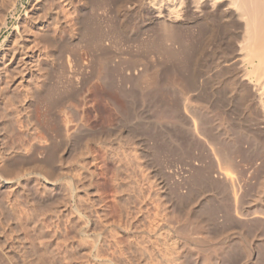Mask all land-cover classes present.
Wrapping results in <instances>:
<instances>
[{"label": "rangeland", "instance_id": "1", "mask_svg": "<svg viewBox=\"0 0 264 264\" xmlns=\"http://www.w3.org/2000/svg\"><path fill=\"white\" fill-rule=\"evenodd\" d=\"M35 2L37 3V0H0V110L2 111H0V150L5 153L4 156H8L7 159L11 158L10 161L8 159L10 165H8V171L11 170L9 171V176L12 174L11 177L18 176L22 171L33 168V164L37 163L41 166H47V169L49 168L53 172H50L53 174V179L59 177L57 167L60 166L65 169V172L80 173L78 176L82 179L79 178L80 183L77 177L78 182L76 183L79 185V189L74 202L68 200L70 199V194L68 195L69 186L66 189L64 186L58 185V189H61L58 192L62 191L61 196L57 203L47 209L36 207L30 202L26 192V180L22 179L19 185L11 187L9 194L5 197L6 199L3 198L0 202V264H174L175 253L169 250L173 242L178 244L185 242L186 245H189V251L179 252L180 255L182 254L180 260L183 261L182 264H264V193L260 189L261 181L264 178V112L254 103L250 93L244 94L247 91L244 90L245 87L240 84L238 79L230 76L232 72L230 70L236 68L235 64L231 62L232 65L234 64L232 67L231 64L228 65L230 61L225 62V59L222 61V58L226 57L227 54L232 56L237 54V39H240L239 26L236 24L227 25V23L224 25L225 23L215 20L214 28L213 26L207 28L201 24V21H198L197 24L196 17L191 15L192 17L187 18L188 21L185 20L184 26L180 25L181 27H177L178 29L164 30L160 25L157 27L158 24H155L145 0H99L98 2L101 4L97 2L99 4L96 3L97 7L93 4L94 2L91 3L90 1L92 4L89 7L90 10L80 7L82 5H78L79 3L77 4L76 1H74L73 6L75 7L73 8V6L64 5L62 0L61 2L60 0H47L46 9L55 6L64 11L60 14L58 24L51 25L55 38L43 40L46 47H52H50L51 50L47 48L46 50L44 44L41 43L42 39L37 40L38 37L35 36L38 35L36 33L40 31L38 30L40 27L31 24L30 17H28ZM6 6L9 7L6 8L7 11ZM76 10L81 14V17H84L80 18L81 21L75 18L77 16L75 15L77 14ZM16 27L20 31L16 30ZM23 27H27V30L29 27V31L32 33L28 32L29 36L25 29V33H23L26 36L20 39L22 40L21 43L18 40L20 38L18 35H23ZM80 34L82 36H79ZM97 42L99 44H96ZM18 43L26 49L28 46L33 48L29 49V52L33 50L34 55L45 50L44 52H50L48 53L49 57L52 56V59L47 58L48 67L45 66L43 71L38 70L37 72L36 67L32 68L31 76L34 79L30 76L28 79H33L32 82L30 79V83L21 82L19 76L14 74L15 66L9 61L10 49ZM219 61L221 62L219 63ZM221 64L223 65L221 66ZM225 67H231L229 69L230 75ZM13 69L14 71H12ZM32 83L39 85L38 88L40 87L36 90L38 91L37 96L35 94V97H32L35 100H32L29 95ZM185 98L189 99L186 100ZM30 100L37 103L41 124L45 123L47 124H43L45 127H51L47 130L54 137L55 142L45 144V140L41 139L42 147H39L38 154L29 156L25 160L21 154H15V156L13 151L28 153L32 138L40 136L39 132L32 131L29 126L26 107L31 102ZM189 100L190 103L187 102ZM184 101L189 105L184 106ZM98 102L110 111L115 103L120 110L122 109V113L118 115L111 112L115 114L112 116L113 121L111 123L99 121V113L93 109ZM197 105L199 106L197 107ZM70 106L77 109V118L83 127L79 133L75 132L76 122L74 119L69 113V116L66 115L68 112L66 109ZM190 107L195 112L190 110ZM13 108L19 111L16 112ZM63 117L68 120L69 128L71 127L69 131L72 134L69 132L67 140L72 142V146H67V140L63 142L59 131L53 127L56 122H59L58 120L62 122ZM67 117L73 123H70ZM179 120H183V122ZM143 122L162 123L164 129L158 131V129L151 127L153 131L151 128L145 131ZM122 125L123 127L129 125L125 128H129L131 125L129 128L131 130L138 129L136 131L138 139L141 138L146 143L143 144L145 145L144 156L147 159L142 158V161L138 157L140 151L137 152L135 145L133 148V145L130 142L129 145L125 138L118 141L116 136H112L104 144L95 142V136L107 135L115 129L114 126L122 128ZM26 127L27 130H25ZM224 128L226 129L224 130ZM228 130L231 135L229 139L224 134ZM114 132L115 130L112 133ZM163 132L173 135L171 136L173 139L165 138L166 134ZM87 139H90L88 140L89 143L86 141ZM170 141H174L173 144H169ZM85 142L86 144H84ZM92 154L94 157L91 156ZM129 155L132 158L128 159ZM135 156L138 157V160ZM134 158L136 163L130 160ZM77 161L80 164L86 162L88 173L83 171L78 164L75 165ZM17 163L19 164L17 165ZM71 164L75 165V168ZM150 164L158 168L166 179L170 188L169 193L171 192L169 196L166 194L162 195L161 198L157 193H153L157 192L158 189L153 185L154 183L150 178H146L148 170L145 167ZM195 164L199 168L195 170L197 174H193ZM200 165L203 170H200ZM207 167H211L212 170L210 168L206 170L207 172L205 171L206 173L210 171L212 176H217L215 180L213 179L218 181L216 186L214 182V185L209 184L210 180L207 179L208 176L204 172ZM100 168L105 172L103 173ZM143 168L145 173L142 171ZM203 175L207 177L205 178ZM135 177L138 178L135 180ZM148 179L150 180L148 181ZM38 181L36 184H38L40 193H43L44 189L48 187V189L51 188L50 185L44 184L43 180H40V183ZM149 184L155 186L154 189ZM82 186L85 187V190L79 191ZM133 188L138 189L135 191ZM66 195L69 197L68 199ZM78 196H80L81 201H79ZM171 197L175 201L171 200ZM253 202L256 204L252 205ZM66 204L67 207L69 205L68 209ZM175 205L177 206L175 207ZM250 205L252 206L250 207ZM69 210L73 211L74 217ZM136 213H139L140 216ZM96 215H98L97 219H95ZM110 218L111 220H109ZM98 219H102V221H98ZM104 219H106V223ZM101 222L103 224L99 225ZM110 222L112 225H108ZM85 225L89 228L84 234ZM103 226H106V229ZM145 226H148V229ZM151 227H156V230L155 228L154 230L153 228L149 229ZM158 227H163L162 232L160 231L162 234L158 232ZM131 230L135 231L132 233ZM185 234L186 239L184 238ZM201 236L206 237L207 248L203 244L199 245L195 242L196 245L202 247L201 249L195 246L194 242H191V238L196 240L197 237L201 238ZM118 237L120 240L117 239ZM244 238L245 242H254L253 251L244 241L242 242L241 239ZM112 239L117 241L114 240L116 241L114 242ZM107 240L110 241V244ZM88 241H91L89 242L91 244ZM157 241L161 244H158ZM166 245H170V247ZM50 249L52 252L49 251ZM98 253L100 254L98 255ZM164 253L168 256H165ZM102 254L103 258L101 257ZM122 254L123 256H121ZM169 258L174 261L169 260ZM250 258L252 259L250 260Z\"/></svg>", "mask_w": 264, "mask_h": 264}, {"label": "bare ground", "instance_id": "2", "mask_svg": "<svg viewBox=\"0 0 264 264\" xmlns=\"http://www.w3.org/2000/svg\"><path fill=\"white\" fill-rule=\"evenodd\" d=\"M47 0H37V3L35 2V5L33 6V7H31L32 8V10L30 11V14H28V17H30V21H31V24H34V25H38L40 28L38 29V30H40L38 33H36V34H38V35H35V36H37L38 38H37V40L38 39H42L41 40V43H43V42H45V41H43V40H45L46 38H52L51 40H53V38H55V35H53V31L51 30V25H55V23H57L58 24V22H59V20H60V14H62V12L64 11L63 9V11H61V9L59 10L58 9V7L56 8L55 6L53 7V6H51V8H49V9H46L47 8V6H45L46 5V2ZM54 1V0H53ZM74 1H76L77 2V4L78 5H82V6H80V7H83L84 9H87V8H89V7H91L92 6V2H94L93 4L96 6V3L99 1H97V0H94V1H92V0H62V2H64L65 4L64 5H67V6H73L74 5ZM90 1H91V3H90ZM95 1H97L96 3H95ZM59 2V1H58ZM60 2H61V0H60ZM103 2V1H102ZM145 2H146V6L148 7V9H150L149 11H151V13H152V18H154L153 20H154V22H155V24L157 25L158 24V26L157 27H162V28H164V30L165 29H174V28H176V29H178L177 27H179L180 25H182V26H184L185 24H184V22H185V20H187V18L189 17V16H195L194 18L197 20V24H198V21H201L202 23L201 24H204L207 28H211L212 26H213V28H214V25H213V23H215L214 21L216 20V21H221L222 23H225L224 25H226V23H227V25L228 24H236V26L238 25L239 26V30H240V39L238 40L237 39V41H238V43H237V45H236V43H235V45H236V52H237V54L236 55H234V56H232L231 54L229 55V54H227V56L226 57H224V58H222V61H224V59H225V62L227 61H230L229 63H228V65L229 64H231V62H233L234 64V66H236V68L234 69V70H230V72H231V75H230V72H229V69L231 68H227V67H225V68H227V69H225L226 71L228 70V74L230 75V76H233V78H237L238 79V81L240 82V84H242L243 85V87H245L244 88V90H246L247 92H245L244 94H249L250 93V97H252V100L254 101V103L255 104H257L259 107H260V109L264 112V0H145ZM7 3V2H6ZM50 3V2H49ZM99 3V2H98ZM97 3V4H98ZM58 4V3H57ZM99 4H101V3H99ZM98 4V5H99ZM103 4V3H102ZM144 4V3H143ZM2 5V4H1ZM6 5V4H5ZM4 5V6H5ZM59 5V4H58ZM91 5V6H90ZM9 6H10V4H9ZM11 7V6H10ZM13 7V6H12ZM75 6H73V8H74ZM97 7V6H96ZM96 7H94V8H96ZM99 7V6H98ZM1 8V7H0ZM6 8H9V7H5V9ZM77 8H79V7H77ZM74 10V9H73ZM77 10H79V9H77ZM76 10V12H77V14H75V15H77L75 18L76 19H78V20H80V18H82L81 17V14L78 12ZM83 10V9H82ZM89 10H90V8H89ZM96 10V9H95ZM1 11V10H0ZM3 11H4V9H3ZM6 11H7V9H6ZM67 11V10H66ZM65 11V12H66ZM5 12V11H4ZM29 12V11H28ZM85 12H86V10H85ZM7 13V12H6ZM66 13H68V12H66ZM73 14V13H72ZM30 15V16H29ZM70 15V14H69ZM191 16V17H192ZM69 17H71V16H69ZM63 18V17H62ZM72 18V17H71ZM84 18V17H83ZM151 18V19H152ZM3 19V18H2ZM74 19V18H73ZM76 19H74V20H76ZM193 19V18H192ZM28 20H29V18H28ZM81 21V20H80ZM152 21V20H151ZM188 21V20H187ZM193 21V20H192ZM73 22V21H72ZM54 23V24H53ZM79 23V22H78ZM85 23V22H84ZM200 23V22H199ZM220 23V22H219ZM184 24V25H183ZM80 25H82L81 23H80ZM160 25V26H159ZM204 26V27H205ZM232 26V25H231ZM34 27V26H33ZM36 27V29H37V26H35ZM80 27V26H79ZM83 27V26H82ZM155 27V26H154ZM181 27V26H180ZM24 28V27H23ZM32 28V27H31ZM81 28V27H80ZM86 28V27H85ZM84 28V29H85ZM25 29H26V34H28V32L29 33H32L31 31H29V27H28V30H27V27L26 28H24L23 29V31H22V33L25 31ZM203 29V28H202ZM16 30H18V31H20L19 30V28L18 27H16ZM79 30V29H78ZM83 30V29H82ZM86 31V30H85ZM175 31V30H174ZM179 31V30H178ZM78 32V31H77ZM81 32V31H80ZM25 33V32H24ZM23 33V35H18V37H20V38H18V40L21 42L22 40H20V39H22L23 38V36H26L25 34ZM56 33V32H55ZM35 34V33H34ZM58 34V33H57ZM60 34V33H59ZM82 34V33H81ZM79 35V36H82V35ZM171 34V33H170ZM29 35V34H28ZM175 35V34H174ZM209 35H210V33H209ZM30 36V35H29ZM172 36V35H171ZM180 36V35H179ZM188 36V35H187ZM175 38V37H174ZM76 39V38H75ZM177 39V38H176ZM16 40V39H15ZM36 40V39H35ZM199 40V39H198ZM18 41V42H19ZM24 41V40H23ZM16 42V41H15ZM48 42H50V41H48ZM57 42V41H56ZM200 42V41H199ZM22 43V42H21ZM39 43V42H38ZM47 43V42H46ZM51 43V42H50ZM76 43H78V42H76ZM87 43V42H86ZM89 43V42H88ZM94 43V42H93ZM230 43V42H229ZM44 45L43 46H45V43H43ZM96 44H99V42H97ZM95 44V45H96ZM103 44V43H102ZM15 45V44H14ZM52 45V44H51ZM101 45V44H100ZM222 45V44H221ZM99 46V45H98ZM27 47V46H26ZM37 47V46H36ZM39 47V46H38ZM51 46H45V48L44 49H50L51 50V48H50ZM97 47V46H96ZM103 47V46H102ZM101 47V48H102ZM143 47V46H142ZM28 49H26L22 44H20V43H18L15 47H13V48H11L10 49V64H12L13 66H15V71H14V69L12 70V71H14L15 73L14 74H17L16 76H19V78H20V80H21V82H23V81H25V82H29L30 81V79H34V77H32L31 76V72H33V67H38L37 69L35 68V70H37V72H38V70L40 71V70H42V69H44V67L45 66H47L48 65V61H47V58H51L52 59V56L51 57H49V54L48 53H50V52H44L42 49V51L44 52H42V51H40V52H42V53H40V54H38V55H34V53L31 51V52H29V49H33V48H31V47H27ZM98 48H100V47H98ZM221 48V47H220ZM235 48V47H234ZM46 49V50H47ZM218 49V48H217ZM228 49V48H227ZM102 50V49H101ZM220 50V49H219ZM35 51V50H34ZM227 51V50H226ZM36 52V51H35ZM38 52H39V50H38ZM58 52V51H57ZM9 53V52H8ZM219 53V52H218ZM222 53V52H221ZM220 53V54H221ZM74 54V53H73ZM224 54V53H223ZM225 54H226V52H225ZM191 55V54H190ZM8 56V55H7ZM6 56V57H7ZM230 56V57H229ZM115 57V56H114ZM77 59V58H76ZM1 60V59H0ZM8 61V60H7ZM106 61V60H105ZM144 62V61H143ZM142 62V63H143ZM221 61H219V63H220ZM7 63H9V62H7ZM108 64V63H107ZM224 64V63H223ZM223 64H221V66L223 65ZM5 65H7V64H5ZM224 65H226V64H224ZM233 65L231 64V66L233 67ZM219 66V65H218ZM221 66H219V67H221ZM48 67V66H47ZM51 67V66H50ZM217 67V66H216ZM9 68V67H8ZM13 68V67H12ZM46 68V67H45ZM224 68V67H223ZM6 69V68H5ZM17 69V70H16ZM193 69V68H192ZM221 69H222V67H221ZM220 69V70H221ZM146 70V69H145ZM194 70V69H193ZM8 71V70H7ZM43 71V70H42ZM196 71V70H195ZM213 71V70H212ZM214 71H215V69H214ZM147 72V71H146ZM149 72V71H148ZM202 72V71H201ZM225 72V71H224ZM221 73V72H220ZM226 73V72H225ZM12 74V73H11ZM13 74V75H14ZM215 75V74H214ZM16 76H15V78H16ZM32 77V78H30V79H28L29 77ZM120 76V75H119ZM145 76H146V74H145ZM217 76H218V73H217ZM6 77V76H5ZM8 77H10V76H8ZM7 77V78H8ZM11 77H12V75H11ZM10 77V78H11ZM37 77V76H36ZM222 77V76H221ZM14 78V77H13ZM14 78V79H15ZM146 78V77H145ZM13 79V80H14ZM33 79L31 80V82L33 81ZM237 79H235V80H237ZM9 80V79H8ZM12 80V79H11ZM12 80V81H13ZM17 80V79H16ZM234 80V81H235ZM143 81V80H142ZM229 81H231V80H229ZM9 82V81H8ZM24 82V83H25ZM44 82V81H43ZM219 82V81H218ZM10 83V82H9ZM20 83V82H19ZM18 83V84H19ZM30 83V82H29ZM217 83V82H216ZM28 84V83H27ZM34 83H32V86L30 87V90H29V95L31 96V99L32 100H35V99H33L34 97H35V94L38 92V91H36V90H38L39 88H38V86L39 85H35V86H37L36 88H35V86L33 85ZM37 84V83H36ZM146 84V83H145ZM215 84V83H214ZM235 84V83H234ZM239 84V83H238ZM21 85V84H20ZM29 85V84H28ZM219 85V84H218ZM228 85V84H227ZM233 85V84H232ZM5 86H7V85H5ZM17 86V85H16ZM41 86V85H40ZM43 86V85H42ZM8 87V86H7ZM10 87V86H9ZM27 87V86H26ZM26 87H24V88H26ZM28 87V88H29ZM150 87V86H149ZM242 87V88H243ZM38 88V89H37ZM214 88H216V87H214ZM239 88H240V86H239ZM202 89V88H201ZM200 89V90H201ZM232 89V88H231ZM28 90V89H27ZM220 90V89H219ZM113 91V90H112ZM199 91V90H198ZM244 92V91H243ZM1 94V93H0ZM234 94V93H233ZM240 94V93H239ZM246 94V95H247ZM17 95V94H16ZM138 95V94H137ZM26 96V95H25ZM28 96V95H27ZM36 96H37V94H36ZM107 96V95H106ZM110 96V95H109ZM204 96V95H203ZM24 97V96H23ZM33 97V98H32ZM214 97H216V96H214ZM233 97V96H232ZM235 97V96H234ZM2 98V97H1ZM243 98V97H242ZM246 98H247V96H246ZM37 99V98H36ZM186 100L187 99H189V98H185ZM184 99V100H185ZM29 100V99H28ZM32 100H30L31 102L30 103H28V105H27V107H26V110H27V113H28V121H29V126L31 127V130L32 131H36V132H39L40 133V136H35V137H33L32 138V140L30 141V139H28V138H26V139H28V141H30V143H29V148H28V153H26V154H23L21 151H13L14 152V155L16 154V155H19V154H21V156L26 160V159H28L29 158V156H35V154L37 153V151H38V149H40L39 147L41 146V139H44L45 140V144L47 143V144H49V143H54L55 142V139H54V137L53 136H51V134H50V132L47 130L48 128H51V127H45V125H47V124H45V123H42L41 124V117L38 115V113L40 114V111H39V108H37V106H36V104L37 103H34V101L32 102ZM27 102V101H26ZM26 102H25V104H26ZM187 102H189L190 103V100L189 101H187ZM24 103V102H23ZM99 103V102H98ZM97 103V105H95L94 107H93V109L94 110H97V112L99 113V117H98V120L99 121H105V122H108V123H111V121H113V117L112 116H115V114H112L113 112L114 113H116V114H121L122 113V109L120 110V108H119V106H117V105H115V103H114V105L112 106L113 107V109L110 111L109 109H107L104 105H102V103H99L98 104ZM185 103V104H184ZM184 106L185 105H187L188 103H186V101H184ZM231 103V102H230ZM6 104V103H5ZM110 104V103H109ZM113 104V103H112ZM164 104V103H163ZM193 104V103H192ZM11 105V104H10ZM10 105H9V107H10ZM189 105V104H188ZM187 105V106H188ZM191 105V104H190ZM3 106V105H2ZM11 106H13V104L11 105ZM22 106H23V104H22ZM68 106V105H67ZM166 106V105H165ZM186 106V107H187ZM193 107H194V105H192ZM199 105H197V107H198ZM16 107V106H15ZM109 107V106H108ZM185 107V108H186ZM192 107V108H193ZM50 108V107H49ZM65 108H67V107H65ZM184 108V109H185ZM189 108V107H188ZM195 108V107H194ZM201 108H203L202 106H201ZM9 109V108H8ZM14 109V111H16L15 110V108H13ZM12 109V110H13ZM183 109V110H184ZM68 112L66 113V115L69 113L70 115H71V118H73L74 119V121L76 122V128H75V132L76 133H79V132H81V130H82V124L80 123V121H79V118H77L78 117V112H77V109L75 108V107H72V106H70V107H68L67 109H66ZM174 110V109H173ZM177 110H179L178 108H177ZM186 110H187V108H186ZM190 110H193V109H191V107H190ZM200 110V109H199ZM1 111V110H0ZM19 111V110H18ZM18 111H16V112H18ZM21 111V110H20ZM194 111V110H193ZM206 111V110H205ZM2 112V111H1ZM0 112V113H1ZM9 112H12V111H9ZM112 112V113H111ZM180 112V111H179ZM195 112V111H194ZM201 112H202V110H201ZM204 112V111H203ZM13 113V112H12ZM20 113V112H19ZM18 113V114H19ZM208 113V112H207ZM69 114L67 115V116H69ZM134 114H136V113H134ZM177 114V113H176ZM191 114H193V113H191ZM13 115V114H12ZM203 115V114H202ZM11 116V115H10ZM15 116V115H14ZM19 116V115H18ZM17 116V117H18ZM21 116V115H20ZM64 116V115H63ZM138 116V115H137ZM13 117V116H12ZM11 117V118H12ZM16 117V116H15ZM66 117V116H65ZM65 117H63V121L61 122L60 120H58L59 122H56V125L55 126H53L54 128H56V131H59V133H60V136H61V139L63 140V142H66V140H67V135L68 134H70L71 133V131H69V129L71 128H69V125H68V120H65ZM178 117V116H177ZM19 118V117H18ZM18 118H16V119H18ZM67 118H69V117H67ZM66 118V119H67ZM159 118V117H158ZM203 118V117H202ZM40 119V120H39ZM46 121V120H45ZM69 121H70V118H69ZM180 121V120H179ZM179 121H178V123H179ZM182 122H183V120H181ZM180 121V122H181ZM47 122V121H46ZM49 122V121H48ZM72 121H70V123H71ZM54 123V122H53ZM73 123V122H72ZM176 123V122H175ZM19 124V123H18ZM17 124V125H18ZM20 124H21V122H20ZM43 124H45V125H43ZM50 124V123H49ZM124 124V123H123ZM143 127L145 128V131H146V129H149V128H151V127H153L154 129H158V131L159 130H162L163 131V129H164V127H163V125H162V123L160 124V123H158V122H150V123H148V122H143ZM171 124V123H170ZM173 124H174V122H173ZM181 124V123H180ZM228 125H229V123H228ZM21 126V125H20ZM49 126V125H48ZM125 127H128L129 125H124ZM173 126V125H172ZM230 126V125H229ZM74 127V126H73ZM115 127V132L114 133H112L111 131H110V133H108L107 135H104L103 133V135H100V136H95V142L96 141H98V144L99 143H103L104 144V142L108 139V138H110V137H112V136H116V139H118V141L121 139V138H125L126 140H127V142H128V144L130 145V143L133 145V148H134V145H135V149L137 150V152L138 151H140L139 153H140V156H138V155H136V156H138V157H140L141 159L142 158H146V156H144V153H145V151H144V147H145V145L144 144H146L145 143V140L143 141V139H141V138H139L138 139V136H137V130L138 129H136V130H131V129H129L130 127H131V125H130V127L129 128H125V127H123V125L121 126L122 128H119L118 126H114ZM113 127V128H114ZM116 127H118V128H116ZM163 127V128H162ZM197 127V126H196ZM222 127V126H221ZM24 128V127H23ZM53 129V128H52ZM152 129V128H151ZM199 129V128H198ZM226 128H224V130H225ZM230 129V128H229ZM25 130H27V127H26V129ZM72 130V129H71ZM141 130H142V128H141ZM221 130V129H220ZM220 130H218V131H220ZM152 131H153V129H152ZM155 131V130H154ZM187 131V130H186ZM29 132V131H28ZM70 132V133H69ZM73 132V131H72ZM156 132V131H155ZM169 132V131H168ZM174 132V131H173ZM188 132V131H187ZM225 132V131H224ZM58 133V132H57ZM144 133V132H143ZM152 133V132H151ZM164 134H166L165 132H163ZM162 133V134H163ZM230 132H229V130L228 131H226L224 134H226L225 136H227V138L229 139L230 138V134H229ZM30 134V133H29ZM72 134V133H71ZM172 134V133H171ZM31 135V134H30ZM177 135V134H176ZM195 135V134H194ZM29 136V135H28ZM32 136V135H31ZM73 136V135H72ZM146 136V135H145ZM171 136H173V135H169V133H167L164 137L165 138H167V139H169V140H172L173 139V137H171ZM26 137V136H25ZM30 137V136H29ZM69 137V136H68ZM75 137H76V135H75ZM78 137V136H77ZM93 138H92V140H93ZM143 138H145V137H143ZM225 138V137H224ZM2 139V138H1ZM13 139V138H12ZM166 139V140H167ZM176 139V138H175ZM78 140V139H77ZM88 140H90V139H87L86 141H88ZM124 140V139H123ZM178 140V139H177ZM183 140V139H182ZM206 140V139H205ZM121 141V140H120ZM67 142H68V145L67 146H72V142L70 143V141H68L67 140ZM109 142V141H108ZM107 142V143H108ZM125 142V141H124ZM126 142V143H127ZM130 142V143H129ZM174 142V141H173ZM173 142L172 141H170V143L169 144H173ZM83 143V142H82ZM88 143H89V141H88ZM106 143V144H107ZM144 143V144H143ZM2 144V143H1ZM84 144H86V142L84 143ZM97 144V143H96ZM121 144V143H120ZM125 144V143H124ZM258 144V143H257ZM3 145V144H2ZM28 145V144H27ZM131 145V146H132ZM262 145V144H261ZM260 145V146H261ZM120 146V145H119ZM122 146H124V145H122ZM42 147V146H41ZM108 147V146H107ZM148 147V146H147ZM16 148V147H15ZM15 148H13V149H15ZM46 148V147H45ZM122 148V147H121ZM177 148V147H176ZM3 149V148H2ZM73 149V148H72ZM126 149V148H125ZM43 150H45L44 148H43ZM3 151H1L0 150V202L2 201V199L3 198H5L8 194H9V191H10V189H11V187L12 186H14V185H19L20 184V182H21V180L22 179H24V180H26V192H27V194H28V197H29V199H30V202L32 203V204H34L36 207H41V208H51L55 203H57V201L59 200V197L61 196V192L59 193L58 191H60L61 189H58V185H60V186H64L65 188L66 187H68V195L70 196V199H68L69 197H67V195H66V197H67V199L68 200H70V201H72V202H74L75 201V195H77L76 193H77V190L79 189V185H77V183L76 182H78L77 181V177H78V179L80 178V179H82L80 176H78V174H80V173H77L76 174V172L74 173V172H71V173H69V172H65V169L64 168H62V166H60V167H57V164H56V167H57V170H58V172H59V177H57L56 178V176H55V178L56 179H53L52 178V176H53V174H51V173H53L52 171H50L49 170V168L47 169V166H41V164H33V168H29V169H27V170H24V171H22L18 176H13V177H11V175L12 174H10V176H9V171H11V170H9L8 171V169H9V164H8V162L10 161V159H9V161H8V159H7V157H6V155L4 156V154L5 153H2ZM90 152V151H89ZM121 152H122V150H121ZM120 152V153H121ZM124 152V151H123ZM136 152V151H135ZM136 152V153H137ZM212 152V151H211ZM12 153V152H11ZM10 153V154H11ZM43 153V152H42ZM77 153V152H76ZM83 153V152H82ZM95 153H97V152H95ZM94 153V154H95ZM139 153H137V154H139ZM9 154V155H10ZM13 154V153H12ZM38 154V153H37ZM36 154V155H37ZM210 154V153H209ZM15 155V156H16ZM75 155V154H74ZM83 155V154H82ZM90 155V154H89ZM97 155V154H96ZM123 155V154H122ZM14 156V157H15ZM20 156V157H21ZM40 156V155H39ZM91 156H93V154L91 155ZM119 156V155H118ZM126 156H127V154H126ZM135 156V158L137 159L138 157H136ZM12 157V156H11ZM13 157V158H14ZM74 157V156H73ZM81 157V156H80ZM84 157V156H83ZM87 157V156H86ZM94 157V156H93ZM23 158H22V160H23ZM85 158V157H84ZM83 158V159H84ZM129 158H132V157H130V155H129V157H128V159ZM130 159V160H133V162H134V160L136 161V159ZM20 159V158H19ZM18 159V160H19ZM59 159H60V157H59ZM72 159V158H71ZM97 159V158H96ZM103 159H105V158H103ZM116 159V158H115ZM147 159V158H146ZM13 160V159H12ZM73 160V159H72ZM75 160V159H74ZM78 160H80V159H78ZM86 160V159H85ZM84 160V161H85ZM92 160H94L93 158H92ZM99 160H101V159H99ZM130 160H128V161H130ZM138 160V159H137ZM21 161V160H20ZM44 161V160H43ZM56 161V160H55ZM91 161V160H90ZM96 161V160H95ZM94 161V162H95ZM142 161H143V159H142ZM25 162V161H24ZM61 162V161H60ZM67 162V161H66ZM65 162V163H66ZM72 162V161H71ZM70 162V163H71ZM80 162V161H79ZM118 162V161H117ZM131 162V161H130ZM147 162V161H146ZM149 162V161H148ZM32 163V162H31ZM50 163V162H49ZM75 163V162H74ZM97 163V162H96ZM95 163V164H96ZM119 163H120V161H119ZM134 163H136V162H134ZM138 163H140V162H138ZM196 163V162H195ZM16 164V163H15ZM19 163H17V165H18ZM29 164V163H28ZM27 164V165H28ZM44 164H47V163H44ZM54 164V163H53ZM59 164H62V163H59ZM78 164V166L83 170V171H86L87 173H88V170H87V167H86V162L83 164V163H78V161H77V163L75 164V165H77ZM94 164V163H93ZM106 164V163H105ZM116 164V163H115ZM141 164V163H140ZM146 164V163H145ZM9 165V166H8ZM66 165H68L67 163H66ZM72 166H73V164H71ZM74 165V166H75ZM99 165V164H98ZM139 165V164H138ZM70 166V165H69ZM73 166V168H75ZM93 166V165H92ZM12 167V166H11ZM53 167V166H52ZM97 167V166H96ZM200 167V170L202 169L201 167V165L199 166ZM15 168V167H14ZM14 168H12V169H14ZM99 168V167H98ZM145 168H147L146 170H148L147 172H148V174H147V176H146V178H150L151 180H152V183H154L153 185H155L156 186V188L158 189L157 190V192H153V193H157V195L160 197L161 196V198L163 197L162 195H170V193H169V190H170V188H169V186H168V183H167V181H166V179L162 176L163 174L161 173V171H159V169L158 168H156V167H154V165L153 166H151V164L150 165H148V167H145ZM197 164H195V167H193V174H197L196 173V171L195 170H197ZM211 167H207V169H205L204 170V172L206 171V170H209ZM56 169V168H55ZM70 169V168H69ZM72 169V168H71ZM80 169V170H81ZM96 169V168H95ZM101 169V168H100ZM111 169V168H110ZM110 169H108V170H110ZM133 169V168H132ZM135 169V168H134ZM199 169V168H198ZM15 170H17V169H15ZM53 170V169H52ZM81 170V171H82ZM117 170V169H116ZM139 170V169H138ZM137 170V171H138ZM145 170V171H146ZM203 170V169H202ZM211 170H212V168H211ZM69 171V170H68ZM72 171V170H71ZM73 171H75V170H73ZM77 171V170H76ZM82 171V172H83ZM101 171H102V169H101ZM100 171V172H101ZM111 171V170H110ZM133 171V170H132ZM143 173H145L144 172V168H143ZM213 171H215V170H213ZM18 172V171H17ZM51 172V173H50ZM57 172V173H58ZM78 172H79V170H78ZM96 172V171H95ZM103 172V171H102ZM105 172V171H104ZM103 172V173H104ZM118 172V171H117ZM121 172V171H120ZM135 172V171H134ZM200 172V171H199ZM198 172V173H199ZM207 172V171H206ZM205 172V173H206ZM13 173H14V171H13ZM16 173V172H15ZM69 173V174H68ZM108 173H110V172H108ZM136 173V172H135ZM134 173V174H135ZM217 173H219V172H217ZM81 174H83V173H81ZM98 174V173H97ZM101 174V173H100ZM106 174V173H105ZM114 174H116V173H114ZM118 174V173H117ZM121 174V173H120ZM119 174V175H120ZM131 174V173H130ZM141 174V173H140ZM178 174V173H177ZM200 174V173H199ZM207 174V176H204L205 178L207 177V179L208 180H210V183L209 184H212V185H214L215 184V186H216V182H218V181H214L215 179H216V175L214 176H212V173L210 172V171H208V173H206ZM214 174V173H213ZM220 174V173H219ZM16 175V174H15ZM85 175V174H84ZM99 175V174H98ZM179 175V174H178ZM82 176V175H81ZM87 176V175H86ZM103 176V175H102ZM114 176V175H113ZM117 176V175H116ZM122 176V175H121ZM140 176V175H139ZM194 176V175H193ZM197 176V175H196ZM223 176H227V175H223ZM84 177V176H83ZM95 177V176H94ZM141 177V176H140ZM143 177V176H142ZM103 178H104V176H103ZM117 178V177H116ZM138 178V177H137ZM136 177H135V180L137 179ZM227 178V177H226ZM226 178H224V179H226ZM80 179H79V182L81 183V181H80ZM85 179H86V177H85ZM98 179V178H97ZM96 179V180H97ZM102 179V178H101ZM111 179V178H110ZM118 179V178H117ZM134 179V178H133ZM150 179H148V181L150 180ZM199 179V178H198ZM203 180H204V178H202ZM214 179V180H213ZM37 180H43L45 183L44 184H48V185H50L51 186V188L50 189H44V191H43V193H40V190H39V188H38V184H36L37 182L36 181ZM84 180V179H83ZM114 180V179H113ZM119 180V179H118ZM130 180H131V178H130ZM142 180H144V179H142ZM195 180H196V177H195ZM201 180V179H200ZM199 180V181H200ZM208 180H206V181H208ZM218 180V179H217ZM35 181V182H34ZM38 181V182H39ZM85 181V180H84ZM115 181H117L116 179H115ZM197 181V180H196ZM221 181V180H220ZM97 182V181H96ZM111 182V181H110ZM113 183H114V181H112ZM121 182H123V181H121ZM130 182V181H129ZM143 182H145V181H143ZM151 182V181H150ZM178 182H179V184H180V181L178 180ZM209 182V181H208ZM213 182H214V184H213ZM262 183L260 184V189L262 190V192L264 193V178H263V181H261ZM37 185H35V184ZM40 183V182H39ZM99 183V182H98ZM117 183H120V182H117ZM117 183H115V185H117ZM132 183V182H131ZM133 183H134V181H133ZM136 183H137V181H136ZM138 183H140V181L138 180ZM97 184V183H96ZM124 184V183H123ZM81 185V184H80ZM100 185V184H99ZM110 185V184H109ZM113 185V184H112ZM134 185H135V183H134ZM138 185V184H137ZM142 185V184H141ZM141 185H140V187H141ZM196 185V184H195ZM198 185V184H197ZM41 186V185H40ZM46 186V185H45ZM95 186V185H94ZM128 186H131V185H128ZM133 186V185H132ZM149 186H152V184L150 185L149 184ZM154 186V187H155ZM42 187V186H41ZM111 187V186H110ZM115 187V186H114ZM135 187V186H134ZM153 187V186H152ZM151 187V188H152ZM154 187H153V189H154ZM214 187V186H213ZM44 188H46V187H44ZM65 188H64V190H65ZM107 188H109V187H107ZM117 188V187H116ZM131 188V187H130ZM136 188V187H135ZM135 188H133V189H135ZM138 188H139V186H138ZM137 188V189H138ZM148 188V187H147ZM150 188V187H149ZM218 188V187H217ZM14 189V188H13ZM67 189V188H66ZM81 189H84L85 190V187L84 186H82V188H80V190L79 191H81ZM126 189V188H125ZM132 189V188H131ZM137 189H135V191L137 190ZM144 189V188H143ZM152 189V191H154ZM100 190V189H99ZM117 190V189H116ZM180 190V189H179ZM78 191V192H79ZM120 191H121V187H120ZM125 191V190H124ZM148 191V190H147ZM151 191V192H152ZM155 191H156V189H155ZM65 192V191H64ZM119 192V191H118ZM133 192V191H132ZM139 193H140V190L138 191ZM138 192H136V193H138ZM143 192L145 193V191L143 190ZM150 192V191H149ZM179 192H181V191H179ZM18 193V192H17ZM115 193V192H114ZM117 193V192H116ZM121 193V192H120ZM120 193H118V194H120ZM143 193V194H144ZM262 193V194H263ZM99 194V193H98ZM122 194V193H121ZM124 194V193H123ZM127 194V193H126ZM143 194H141L142 196H143ZM178 194H180V193H178ZM65 195V194H64ZM106 195V194H105ZM116 195V194H115ZM131 195V194H130ZM129 195V196H130ZM183 195V194H182ZM141 196V197H142ZM151 196V195H150ZM156 196V195H155ZM180 196V195H179ZM215 196V195H214ZM17 197V196H16ZM65 197V198H66ZM80 196H78V198H79ZM131 197V196H130ZM137 197V196H136ZM140 197V198H141ZM173 197V196H172ZM172 197H171V200H174V199H172ZM15 198V197H14ZM18 198V197H17ZM62 198V197H61ZM63 198H64V196H63ZM85 198V197H84ZM100 198V197H99ZM157 198V197H156ZM156 198H154V199H156ZM161 198H159V199H161ZM6 199V198H5ZM16 199V198H15ZM80 199V200H79ZM79 199H77V200H79V201H81V198H79ZM145 199V198H144ZM147 199V198H146ZM64 200V199H63ZM66 200V199H65ZM76 200V201H77ZM83 200V199H82ZM118 200V199H117ZM126 200V199H125ZM125 200H124V202H125ZM148 200V199H147ZM13 201H14V199H13ZM69 201V202H70ZM84 201V200H83ZM82 201V202H83ZM86 201V200H85ZM114 202H115V200H113ZM159 201V200H158ZM161 201V200H160ZM175 201V200H174ZM6 202H7V200H6ZM5 202V203H6ZM15 202V201H14ZM23 202V201H22ZM109 202V201H108ZM144 202H145V200H144ZM163 202V201H162ZM166 202V201H165ZM21 203V202H20ZM87 203V202H86ZM118 203V202H117ZM116 203V204H117ZM254 204H252V205H255L256 203L255 202H253ZM68 204V203H67ZM67 204H66V207H67ZM111 204V203H110ZM143 204V203H142ZM147 204V203H146ZM10 205V204H9ZM77 205V204H76ZM100 205V204H99ZM252 205H250V207L252 206ZM114 206H115V204H114ZM117 206V205H116ZM119 206V205H118ZM177 205H175V207H176ZM5 207V206H4ZM21 207V206H20ZM26 207V206H25ZM68 207H69V205H68ZM68 207H67V209H68ZM89 207H91V206H89ZM108 207H110V206H108ZM120 207V206H119ZM122 207V206H121ZM261 207V206H260ZM10 208V207H9ZM27 208V207H26ZM93 208V207H92ZM118 208V207H117ZM23 210H24V208H22ZM61 209V208H60ZM70 209V208H69ZM94 209V208H93ZM116 209V208H115ZM114 209V210H115ZM140 209V208H139ZM146 209V208H145ZM16 210V209H15ZM22 210V211H23ZM113 210V209H112ZM19 211V210H18ZM21 211V212H22ZM47 211V210H46ZM69 211H71V210H69ZM68 211V212H69ZM105 211V210H104ZM110 211V210H109ZM120 211V210H119ZM131 211V210H130ZM147 211V210H146ZM244 211V210H243ZM3 212V211H2ZM6 212V211H5ZM9 212V211H8ZM26 212H27V210H26ZM58 212H60V211H58ZM62 212V211H61ZM102 212V211H101ZM115 212H116V210H115ZM71 213H73V211H71ZM70 213V214H71ZM83 213V212H82ZM91 213V212H90ZM97 213V212H96ZM95 213V214H96ZM104 213V212H103ZM103 213H101V214H103ZM109 213V212H108ZM111 213V212H110ZM127 213V212H126ZM140 213V212H139ZM139 213L137 214V215H139ZM3 214V213H2ZM68 214V213H67ZM93 214V213H92ZM94 214V215H95ZM99 214V213H98ZM117 214V213H116ZM120 214V213H119ZM142 214V213H141ZM11 215V214H10ZM22 215H24V214H22ZM74 213H73V217H74ZM90 215V214H89ZM104 215V214H103ZM105 215H106V213H105ZM113 215V214H112ZM128 215V214H127ZM130 215V214H129ZM29 216V215H28ZM60 216V215H59ZM86 216H88V215H86ZM115 216V215H114ZM123 216H125V215H123ZM140 216V215H139ZM8 217V216H7ZM90 217H91V215H90ZM95 217V216H94ZM100 217V216H99ZM102 217V216H101ZM100 217V218H101ZM127 217V216H126ZM25 218V217H24ZM54 218V217H53ZM52 218V219H53ZM98 218V215H96V218L95 219H97ZM103 218V217H102ZM112 218V217H111ZM111 218L109 219V220H111ZM118 218V217H117ZM58 219V218H57ZM91 219V218H90ZM107 219H108V216H107ZM118 219H121L120 217L118 218ZM125 219V218H124ZM128 219H129V217H128ZM149 219V218H148ZM20 220V219H19ZM100 219H98V221H99ZM106 219H104V221H105ZM121 220H123V219H121ZM2 221V220H1ZM100 221H102V219L100 220ZM115 221V220H114ZM118 221V220H117ZM125 221V220H124ZM135 221V220H134ZM19 222V221H18ZM82 222V221H81ZM84 222V221H83ZM96 223H97V221H95ZM120 222V221H119ZM130 222H131V220H130ZM77 223V222H76ZM86 223V222H85ZM105 223H106V221H105ZM9 224V223H8ZM100 224H103L102 222L101 223H99V225ZM115 224V223H114ZM118 224V223H117ZM121 224V223H120ZM123 224V223H122ZM129 224V223H128ZM147 224V223H146ZM151 224V223H150ZM81 226H82V224H80ZM105 225V224H104ZM108 225H112L111 224V222H110V224H108ZM116 225V224H115ZM119 225V224H118ZM127 225V224H126ZM125 225V226H126ZM152 225V224H151ZM156 225V224H155ZM71 226V225H70ZM80 226V227H81ZM84 226V225H83ZM106 226H107V224H106ZM105 226V227H106ZM129 226V225H128ZM137 226V225H136ZM92 227V226H91ZM104 227V226H103ZM103 227H102V229H103ZM104 227V228H105ZM119 227V226H118ZM131 227V226H130ZM144 227V226H143ZM143 227H142V229H143ZM145 227H147V229H148V226H145ZM76 228V227H75ZM87 227H86V225H85V228L83 229V232H84V234L87 232V230H88V228L86 229ZM114 228V227H113ZM121 228H122V226H121ZM135 228V227H134ZM153 227H151V228H149V229H152ZM155 228V230H156V227H154ZM154 228H153V230H154ZM159 228V229H158ZM157 228V230H158V232H162V230H163V227H158ZM79 229V228H78ZM82 229V228H81ZM93 229V228H92ZM106 229V228H105ZM130 229V228H129ZM80 230V229H79ZM127 230V229H126ZM153 230H151V231H153ZM95 231V230H94ZM111 231V230H110ZM125 231V230H124ZM132 231V230H131ZM135 230H133L132 231V233L134 232ZM150 231V230H149ZM101 232V231H100ZM129 232V231H128ZM153 232H157V231H153ZM160 232V234H162ZM78 233H79V231H78ZM103 233V232H102ZM92 234V233H91ZM111 234V233H110ZM119 234V233H118ZM121 234V233H120ZM138 234V233H137ZM150 234H152V233H150ZM156 234V233H155ZM159 233H157V235H159V236H161ZM189 234V233H188ZM113 235H114V233H113ZM117 235V234H116ZM141 235H142V233H141ZM140 235V236H141ZM183 236H184V234H182ZM72 236H74V235H72ZM115 236V235H114ZM122 236V235H121ZM129 236V235H128ZM144 236V235H143ZM156 236V235H155ZM170 236V235H169ZM189 236L191 237V235L189 234ZM92 237V236H91ZM103 237H105V236H103ZM108 237H109V235H108ZM112 238H114L113 236H111ZM120 237V236H119ZM119 237L117 238V239H119ZM121 238V237H120ZM149 239H150V237H148ZM147 238V239H148ZM161 238V237H160ZM177 238V237H176ZM185 239H186V234H185V237H184ZM189 238V237H188ZM89 240H90V238H88ZM92 239V238H91ZM94 239V238H93ZM106 239H107V237H106ZM135 239V238H134ZM146 239V238H145ZM153 239V238H152ZM156 239V238H155ZM158 239H159V237H158ZM162 239H163V237H162ZM178 239V238H177ZM68 240V239H67ZM95 240V239H94ZM97 241H98V239H96ZM114 240H116V239H114ZM113 239H112V241H114ZM120 240V239H119ZM139 240V239H138ZM151 240V239H150ZM188 240V239H187ZM189 240H190V238H189ZM193 240V241H192ZM207 240H208V238H207ZM242 240V242L244 241V243L249 247V248H251V250L253 251L254 250V246H253V243H252V241H250L251 242V244H250V242L248 243V242H245V238L244 239H241ZM241 240H239V241H241ZM255 240V239H254ZM92 241V240H91ZM91 241H88V243L89 242H91ZM104 241H106L105 239H104ZM108 242H109V244H110V241L109 240H107ZM117 241V240H116ZM116 241H114V242H116ZM154 242H156L155 240H153ZM161 241V240H160ZM162 241H164V240H162ZM185 241V240H184ZM86 242V241H85ZM95 242V241H94ZM145 242H147V241H145ZM188 242V241H187ZM191 242L193 243L194 242V245L195 246H198V244L199 245H204L205 247H206V237H202L201 236V238L200 237H197V239L195 240V238L194 239H192L191 238ZM190 242V243H191ZM195 242L196 243H198L197 245L195 244ZM208 242H209V240H208ZM97 243V242H96ZM99 243V242H98ZM143 243V242H142ZM157 243H158V241H157ZM167 243H168V241H167ZM166 243V244H167ZM67 244V243H66ZM89 244H91V243H89ZM101 244V243H100ZM114 244V243H113ZM147 244V243H146ZM153 244V243H152ZM156 244V243H155ZM154 244V245H155ZM158 244H161V243H158ZM250 244V245H249ZM104 245V244H103ZM106 245V244H105ZM118 245H119V243H118ZM209 244L207 243V246H208ZM246 245H244V246H246ZM66 246V245H65ZM99 246H101L102 247V245H99ZM148 246V245H147ZM162 246V245H161ZM166 246H168V245H166ZM191 246V245H190ZM4 247V246H3ZM154 247H157V246H154ZM168 247H170V245L168 246ZM188 247H189V245H186L185 244V242H184V244H180V242H179V244L178 243H172L171 244V247H170V249L169 250H172V253L174 252L175 254H174V256H176V258H175V262H174V264L175 263H177V262H180L181 264L183 263V261H180L181 260V256H182V254L180 255V251L181 252H183V251H187L188 250ZM199 247V246H198ZM92 248V247H91ZM91 248H90V250H91ZM96 248V247H95ZM99 248V247H98ZM116 248V247H115ZM120 248V247H119ZM167 248V247H166ZM165 248V249H166ZM195 248V247H194ZM197 248V247H196ZM199 248H201L202 249V247L200 246ZM207 248V247H206ZM49 249V248H48ZM70 249V248H69ZM100 249V248H99ZM157 249V248H156ZM160 249V248H159ZM163 249V248H162ZM193 249V248H192ZM205 249V248H204ZM210 249V248H209ZM208 249V250H209ZM215 249V248H214ZM66 250V249H65ZM94 250V249H93ZM97 250V249H96ZM95 250V251H96ZM103 250H104V248H103ZM107 250V249H106ZM115 250V249H114ZM194 250H196V249H194ZM211 250V249H210ZM247 250L250 252V250L247 248ZM258 250V249H257ZM49 251H51L52 252V250L50 249ZM81 251V250H80ZM99 251V250H98ZM100 251H101V249H100ZM113 251V250H112ZM156 251V250H155ZM161 251V250H160ZM168 251V250H167ZM189 251V250H188ZM193 251V250H192ZM246 251V250H245ZM256 251V250H255ZM71 252V251H70ZM86 252V251H85ZM105 252V251H104ZM110 252V251H109ZM115 252H117V251H115ZM120 252V251H119ZM157 252H159V251H157ZM166 252V251H165ZM196 252V251H195ZM206 252H207V250H206ZM2 253V252H1ZM73 253V252H72ZM100 253H102V252H100ZM100 253H98V255L100 254ZM163 253V252H162ZM167 253V252H166ZM186 253V252H185ZM184 253V254H185ZM215 253H216V251H215ZM51 254V253H50ZM71 254V253H70ZM89 254H91V253H89ZM108 254V253H107ZM115 254V253H114ZM120 254V253H119ZM118 254V255H119ZM149 254V253H148ZM168 254V253H167ZM166 254V255H167ZM213 254V253H212ZM246 254V253H245ZM248 254V253H247ZM95 255V254H94ZM97 255V254H96ZM159 255H161V254H159ZM163 255V254H162ZM164 255H165V253H164ZM165 255V256H166ZM197 255H199V254H197ZM197 255H196V257H197ZM214 255H216V254H214ZM251 255V254H250ZM258 255V254H257ZM72 256V255H71ZM87 256H89V255H87ZM114 256V255H113ZM121 256H123V254L121 255ZM154 256V255H153ZM168 256V255H167ZM171 257L173 256V255H170ZM187 256V255H186ZM92 257V256H91ZM96 257V256H95ZM102 258H103V254H102V256H101ZM108 257V256H107ZM125 257V256H124ZM159 257V256H158ZM162 257V256H161ZM160 257V258H161ZM184 257V256H183ZM249 257V256H248ZM257 257V256H256ZM74 258V257H73ZM100 258V257H99ZM115 258H116V256H115ZM114 258V259H115ZM153 258V257H152ZM163 258V257H162ZM173 258V259H174ZM72 259V258H71ZM107 259V258H106ZM149 259V258H148ZM157 259V258H156ZM166 259V258H165ZM168 259V258H167ZM172 259V258H171ZM170 258H169V260H171ZM198 259V258H197ZM252 258H250V260H251ZM117 260V259H116ZM120 260V259H119ZM126 260V259H125ZM129 260V259H128ZM161 260V259H160ZM177 260V261H176ZM249 260V259H248ZM90 261V260H89ZM112 261V260H111ZM111 261H108L109 263L111 262ZM121 261V260H120ZM119 261V262H120ZM159 261V260H158ZM171 261H174V260H171ZM253 261V260H252ZM88 262V261H87ZM94 262V261H93ZM163 262V261H162ZM166 262V260L164 261V263ZM170 262V261H169ZM207 262V261H206ZM254 262H255V260H254ZM253 262V263H254ZM261 262V261H260ZM89 263V262H88ZM105 263H107V262H105ZM113 263H114V261H113ZM129 263V262H128ZM156 263V262H155ZM158 263V262H157ZM161 263V262H160ZM171 263V262H170ZM184 263H185V261H184ZM166 264V263H165Z\"/></svg>", "mask_w": 264, "mask_h": 264}]
</instances>
